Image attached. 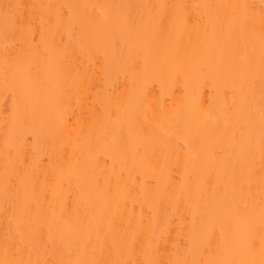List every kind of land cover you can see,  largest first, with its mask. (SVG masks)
<instances>
[{"label": "bare ground", "instance_id": "bare-ground-1", "mask_svg": "<svg viewBox=\"0 0 264 264\" xmlns=\"http://www.w3.org/2000/svg\"><path fill=\"white\" fill-rule=\"evenodd\" d=\"M8 0H0V4ZM26 5L25 20L39 26L40 33L47 35L41 4L60 5H151L139 7L136 20L146 19L161 10V4H184L185 25L176 29L172 17L165 15L150 42L142 36L130 34L125 29L113 33V45L97 39L85 28L71 41L66 31L55 33V49L50 51L42 44L37 55H25L20 67L5 73L4 41L0 37V259L4 233L9 228L5 218V200L2 180L8 151L22 146L26 163H31L33 153L40 167L47 173V183L54 181L52 171L63 165V206L75 218L82 191L95 199L98 207L105 205L118 219L131 220L136 235L127 244L134 248L126 257L136 264L144 257L142 244L152 229H166L159 242L158 258L166 264L186 255L187 236L192 224L193 208L200 188H208L197 224L227 221V227L238 241L247 224L254 222L257 240L261 235L259 178L262 165L256 129V149L252 161L255 173L253 189L254 208L245 212L240 204L239 213L231 212L228 205L239 203L233 195L232 185L221 176L219 165L211 164L205 149L196 145L191 154L193 176L188 186L185 182V166L189 163V151L179 146L184 139L181 128L185 123L195 127H209L222 117L224 104H232V80L217 77L212 72H202L198 67L213 57L225 60L239 59L234 50V37L227 24L223 30L213 32L210 13L228 17L231 8L222 5H246V11L257 21L264 9V0H14ZM211 5L212 9L196 7ZM59 11V8L53 9ZM83 13L85 10L79 9ZM91 11V10H88ZM126 9H113L123 13ZM167 11H171V7ZM97 17L100 10L93 13ZM214 19V18H213ZM84 36V40L79 39ZM19 39V37H17ZM259 52V36L253 42ZM83 44V46H82ZM67 48V55L64 49ZM109 58L110 72L100 71L105 56ZM136 61L135 69H125L124 62ZM145 60L147 67L145 68ZM69 73L86 84V88L69 89ZM223 89L224 91H221ZM245 90L255 99L258 109L261 81L257 77L246 85ZM144 101L146 106L141 105ZM240 103V97H236ZM118 113L113 114L115 109ZM162 113V114H161ZM258 112L256 120L258 122ZM177 122L181 128L177 127ZM224 182L218 185V180ZM45 177H41V183ZM40 195V193H38ZM246 198V193H245ZM206 201V203H205ZM40 204L47 209L51 196L41 197ZM10 214V213H9ZM80 219L84 220L81 212ZM139 225V227H137ZM14 227V225H13ZM54 227L62 232L69 225L57 223ZM47 239L46 229L44 231ZM219 239L217 233L213 246ZM19 246V245H18ZM36 257L33 256V259ZM67 258V257H66ZM109 258H114L110 256ZM190 258V257H189ZM48 259H55L49 255Z\"/></svg>", "mask_w": 264, "mask_h": 264}, {"label": "snow or ice", "instance_id": "snow-or-ice-1", "mask_svg": "<svg viewBox=\"0 0 264 264\" xmlns=\"http://www.w3.org/2000/svg\"><path fill=\"white\" fill-rule=\"evenodd\" d=\"M43 10V24L47 25L46 32L50 40L45 38V33H40V40H36V31L39 26L25 20L26 5L14 0L0 4V37L4 41V69L5 73L13 72L20 67L24 56L38 54L42 44L50 51L55 49V33L66 31L69 40L85 28L97 39L106 40L109 45L115 43L113 33L120 29L127 30L135 36H142L150 42L165 15L172 17L176 29L185 25L184 4L172 6L161 4V11L155 15L149 14L146 19L141 18L139 24L136 20V9L139 7L151 8V5H60L41 4ZM171 7V11H167ZM196 7L212 9L211 5H197ZM216 8H231L228 17L220 13H210L213 20V32L223 30L225 24L230 34L234 37V50L239 52V59L225 60L223 56L213 57L207 63L199 65L198 70L212 72L217 77L232 80V104H224L222 117L216 120L211 127L199 124L195 127L185 123L182 128L184 139L179 146L189 151V163L185 166L186 178L181 190L188 186V180L193 176L191 154L196 145L205 149L209 163L219 165L221 176L232 185L234 198H239V203L228 205L231 212L239 213L240 204L245 212L254 208L253 189L255 187V173L252 161L256 149V129L259 128V153L264 165V9L259 20L246 11V5H222ZM59 8V11L53 9ZM85 10L83 13L77 10ZM113 9H126L123 13H114ZM91 10V11H88ZM100 10L97 17L93 13ZM214 18V19H213ZM259 36V52L254 46ZM19 37V39H17ZM79 39L83 41L84 36ZM83 46V44H82ZM67 55V48L64 49ZM125 69H135L136 61L129 59L124 62ZM147 60H145V68ZM109 58L106 55L101 64L100 71L106 76L110 72ZM261 81V91L258 109L255 107L254 97L245 90L247 84L256 77ZM72 87L86 88L84 81L77 79L69 73V89ZM221 91H224L221 89ZM240 103H236V97ZM142 106H146L141 101ZM115 109L113 114L118 113ZM258 112V122L256 115ZM162 114V113H161ZM8 159L2 187L5 200V218L9 223L8 230L4 233L2 243L4 258L0 264H132L126 257L134 252L127 241L136 235L133 222L118 219L116 214L110 212L105 205L98 207L95 199L82 191L79 198L75 218L70 216L63 206V185L65 183L64 166L60 165L57 171L56 162H53L52 171L54 181L48 184L47 173L40 167L36 153H33L32 162L26 163L22 146H13L9 149ZM45 182L41 183V177ZM224 179L218 180L219 186ZM208 188H200L198 200L193 208L192 224L187 236L186 255L182 259H172L167 264H264V169L259 178L260 196V224L261 235L259 240L255 235L256 225L249 222L237 241L232 231L226 226L227 221L221 219L217 223L204 225L203 221L197 224V216L201 209ZM40 193V195H38ZM246 193V198H245ZM51 196L52 202L47 209L40 204L41 197ZM206 203V201H205ZM83 212L84 220L80 219ZM10 213V214H9ZM62 223L69 225L70 230L62 232L54 225ZM14 225V227H13ZM139 227V225H137ZM46 229L47 239L44 231ZM166 229L163 227L152 229L147 237V242L142 244L143 259L136 264H166L158 258L160 251L159 242ZM219 234V239L213 246V241ZM19 245V246H18ZM55 259H48V256ZM33 256L36 258L33 259ZM114 256V258H109ZM67 257V258H66ZM190 257V258H189Z\"/></svg>", "mask_w": 264, "mask_h": 264}]
</instances>
